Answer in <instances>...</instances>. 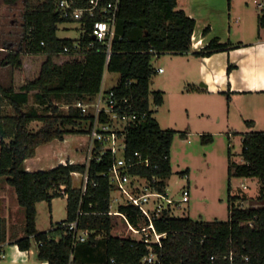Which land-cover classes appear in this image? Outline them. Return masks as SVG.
<instances>
[{
  "label": "trees",
  "instance_id": "16d2710c",
  "mask_svg": "<svg viewBox=\"0 0 264 264\" xmlns=\"http://www.w3.org/2000/svg\"><path fill=\"white\" fill-rule=\"evenodd\" d=\"M75 1L76 7H89L90 0ZM58 2H28L23 24L26 46L9 50L2 60L17 70L27 68L28 54L45 56L41 63L39 59L38 72L32 78L21 82V75L14 73L11 86L0 84V175H6L15 187L26 215L25 235L14 243L27 250L35 239L39 259L49 264H264V204L237 206L236 199L247 198L241 193L229 195L230 216L225 221L168 212L155 217L157 229L166 232L162 245H154L161 261L146 263L143 259L150 252L147 243L112 233L114 218L108 213L112 185L103 175L112 163L110 154L102 161H91L85 191L73 184V173L85 172V163L26 169L25 160L36 154L38 146L57 138L64 140L69 133H87L91 115L82 113L76 103L96 98L105 70L109 69L121 74L118 84L112 87L117 96H130L138 110L148 112L146 118L129 127L125 155L131 161L136 158L134 152L141 151L150 158L151 165L134 166L132 172L149 179L158 177L156 185L162 191L173 173L171 147L178 130L163 129L154 115L152 104L161 105L164 93L151 89L157 71L152 60L167 52H190L196 19L178 7V0H120L108 58L107 42L93 36V25L102 17L100 8L94 15L88 10H71L65 17ZM63 21H78L81 35L60 37L58 29ZM260 25L264 27V8ZM209 30L208 26L204 32ZM227 48L228 43L214 37L202 50L193 53L208 56ZM232 66L229 65V71ZM62 104L68 105L66 112ZM35 120L42 122L38 129L30 126ZM180 133L188 135L187 131ZM201 136L204 143L214 139L210 133ZM243 145V161L230 163V177L258 178V200L264 202V130L245 132ZM188 172L186 169L182 174ZM93 181L98 184L93 186ZM60 195H67L66 219L48 230H38L37 203H51ZM119 209L135 226L148 223L135 205L122 204ZM1 211L0 201V243L6 240ZM77 218L80 228L92 232L86 240L74 243L68 223Z\"/></svg>",
  "mask_w": 264,
  "mask_h": 264
},
{
  "label": "rangeland",
  "instance_id": "374dc122",
  "mask_svg": "<svg viewBox=\"0 0 264 264\" xmlns=\"http://www.w3.org/2000/svg\"><path fill=\"white\" fill-rule=\"evenodd\" d=\"M42 1L44 0H0V47H2L0 48L2 49L0 51V80L4 84H8L5 79L8 74L7 72L3 73L2 65H6L2 63L3 58L9 50L18 49L22 44L26 46L23 24L27 4L31 2L33 5H37ZM248 1L251 10L252 8L256 10L257 7H261L257 6L258 3H253L252 0ZM240 2L241 6L246 9V1L242 0ZM81 32V25L78 21H63L59 24L58 35L60 37L77 38L81 35ZM44 58V55H39V58H37L28 54L27 68L14 70L12 66V82L14 73L21 75L19 77L21 82L35 76L38 72L39 59L41 63ZM176 59L174 55L168 52L155 56L152 60L153 66L157 69L159 65H162L166 72L156 71L151 83L152 90L162 89L165 92V101L162 105L152 104V108L155 110L154 115L160 121L163 129L174 128L178 130L171 147L173 173L168 178V191L172 197L181 198L183 187L190 186L191 189L190 201L183 202L182 206L177 208L174 213L177 216H190L195 219L225 221L230 216L231 202L229 195L239 193H241L240 195H247L245 199L240 196L235 200L237 206L246 207L259 204L258 196L261 183L257 178L230 177V163L232 161H243V134L245 132L242 129H236L237 131L234 134L232 133L233 137L229 139L231 129L227 123L229 114L227 97L194 94L195 96L202 95V97L190 98L194 96L183 94L185 79L189 76L186 71L188 66L183 65L181 69H175V67L178 68ZM120 77L119 72L106 69L103 87L106 89L114 87L118 84ZM199 86L197 90L202 88ZM187 87H190V85L187 84ZM32 100L30 103L33 102ZM202 105L208 107L202 109ZM61 106L66 112L68 105L62 104ZM219 117H221L220 122H218ZM201 124L211 125L212 128L222 130L223 133H214V139L204 143L202 136L199 134V131L203 128ZM41 125L42 122L39 120H35L30 124L33 129H38ZM180 131H187L188 135L184 137ZM87 146L88 135L86 132L69 133L64 141L58 138L54 139L48 144H44L38 151L37 161L40 164L38 167H51L59 156L66 157V161L72 159L83 161L87 153ZM41 151L45 154L40 155ZM186 169H189L188 174H182V171ZM0 181L3 185L7 184L9 186L8 210L14 217L12 231L16 235H24L25 208L19 203L17 191L7 181L6 175H0ZM81 183V176L73 177L75 186H80ZM244 184L247 187H244ZM230 185L231 193L229 192ZM37 209L38 230H48L53 224L66 219L67 195L54 197L51 203L47 200L39 201ZM113 218V234L121 237L140 238L141 234H133L128 229L127 222L122 216L113 215ZM32 248L34 253L38 252L35 239H32ZM33 257L36 256L33 255Z\"/></svg>",
  "mask_w": 264,
  "mask_h": 264
},
{
  "label": "crops",
  "instance_id": "0c3cea01",
  "mask_svg": "<svg viewBox=\"0 0 264 264\" xmlns=\"http://www.w3.org/2000/svg\"><path fill=\"white\" fill-rule=\"evenodd\" d=\"M240 1L242 0H178V7L184 8L196 19L192 36V50L187 53L169 52L177 58L178 68L175 67V69H181L183 65L188 66L186 71L189 76L185 79L183 94L194 96L190 98L202 97V95L195 96L194 94L228 98L227 123L231 129L229 139L233 137L232 133L234 134L236 129H242L244 132L264 130V27L260 25V16L264 7L251 10L249 1L245 0L246 10L244 6H241ZM252 1L258 3L259 0ZM208 26L210 30L205 33L204 30ZM214 37H218L222 43H228L229 48L216 51L208 56H198L193 53L202 50ZM231 64L233 66L229 71L228 68ZM160 67L163 68V71L159 70ZM2 69L3 73L7 72L8 74L7 78L4 77L8 84L2 83L1 80L0 84L6 87L11 86L12 65H2ZM156 70L162 73L166 72L162 65H159ZM186 83L190 87H187ZM199 84L201 85L199 86ZM198 86L202 88L197 90ZM162 91L164 102L165 92ZM205 107L208 106L202 105V109ZM248 120H252V122L247 123ZM220 121L221 117L218 118V122ZM201 125L203 128L199 131L200 135L210 133L215 136L214 133H223L222 130H216L211 125ZM43 146L44 144L38 146L36 154L25 160L27 170L49 169L70 161H66L64 156H59L51 167H38L40 165L37 161L38 151ZM43 153L41 151L40 155L45 154ZM188 187L190 188V186ZM8 190L9 186L3 185L0 181L1 216L6 236V240L0 243V264H49L47 260L39 259L38 252L34 253L32 247L23 250L14 243L25 234L16 235L12 231L14 217L8 210ZM258 202L260 203L255 206L264 203L260 200Z\"/></svg>",
  "mask_w": 264,
  "mask_h": 264
},
{
  "label": "built area",
  "instance_id": "2783aa9c",
  "mask_svg": "<svg viewBox=\"0 0 264 264\" xmlns=\"http://www.w3.org/2000/svg\"><path fill=\"white\" fill-rule=\"evenodd\" d=\"M257 2L259 6L264 7V0ZM75 3V0H59L58 4L62 15L69 16L71 10H88L94 15L96 9L100 8L102 17L97 19L93 25V36L95 35V39L99 41L107 42V56L109 58L120 0H90L89 7L86 8L76 7ZM159 70L163 71V68L160 67ZM76 106L81 109L82 113L91 115L87 125L88 146L85 159L83 161H67L87 165L85 172L73 173L74 176H81L82 183L78 187L86 190L91 161H102L105 155L110 154L112 163L103 172V175L108 177L112 185L108 213L122 216L133 234H141L140 238L133 237V239L147 243L150 249V252L143 259L144 262L160 263L161 254L154 251V245H162V239L166 232L157 229L155 217H161L167 212L175 215L174 211L181 207L183 202L189 201L190 188L188 186L183 187L182 197L175 198L170 195L168 186L165 191L157 187L158 177L153 176L152 179H149L141 173L132 172L134 166L151 165V160L144 156L141 151H135L136 158L131 161L125 155L129 127L148 116L147 111H140L136 108L130 96L118 97L113 88L106 89L102 86L93 101L79 100ZM92 184L96 186L98 183L93 181ZM122 204H132L139 207L144 217L148 219V223L141 226L130 223L126 214L119 209ZM68 226L74 236V243L78 240H86L92 232L89 229L80 228L78 218L69 222Z\"/></svg>",
  "mask_w": 264,
  "mask_h": 264
},
{
  "label": "water",
  "instance_id": "95a60500",
  "mask_svg": "<svg viewBox=\"0 0 264 264\" xmlns=\"http://www.w3.org/2000/svg\"><path fill=\"white\" fill-rule=\"evenodd\" d=\"M94 38H95V35H94Z\"/></svg>",
  "mask_w": 264,
  "mask_h": 264
}]
</instances>
